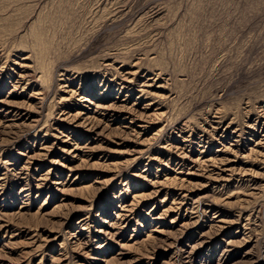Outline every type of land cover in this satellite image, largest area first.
<instances>
[{"label": "rangeland", "instance_id": "1", "mask_svg": "<svg viewBox=\"0 0 264 264\" xmlns=\"http://www.w3.org/2000/svg\"><path fill=\"white\" fill-rule=\"evenodd\" d=\"M0 264H264V0H0Z\"/></svg>", "mask_w": 264, "mask_h": 264}, {"label": "bare ground", "instance_id": "2", "mask_svg": "<svg viewBox=\"0 0 264 264\" xmlns=\"http://www.w3.org/2000/svg\"><path fill=\"white\" fill-rule=\"evenodd\" d=\"M126 88V87H125Z\"/></svg>", "mask_w": 264, "mask_h": 264}]
</instances>
